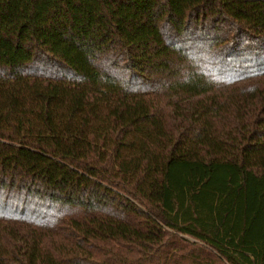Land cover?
I'll return each instance as SVG.
<instances>
[{"label": "trees", "instance_id": "obj_1", "mask_svg": "<svg viewBox=\"0 0 264 264\" xmlns=\"http://www.w3.org/2000/svg\"><path fill=\"white\" fill-rule=\"evenodd\" d=\"M0 264H264V0H0Z\"/></svg>", "mask_w": 264, "mask_h": 264}]
</instances>
